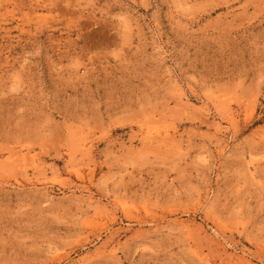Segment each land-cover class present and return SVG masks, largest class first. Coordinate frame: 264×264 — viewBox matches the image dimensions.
Returning a JSON list of instances; mask_svg holds the SVG:
<instances>
[{"label": "rangeland", "instance_id": "obj_1", "mask_svg": "<svg viewBox=\"0 0 264 264\" xmlns=\"http://www.w3.org/2000/svg\"><path fill=\"white\" fill-rule=\"evenodd\" d=\"M0 264H264V0H0Z\"/></svg>", "mask_w": 264, "mask_h": 264}, {"label": "bare ground", "instance_id": "obj_2", "mask_svg": "<svg viewBox=\"0 0 264 264\" xmlns=\"http://www.w3.org/2000/svg\"><path fill=\"white\" fill-rule=\"evenodd\" d=\"M181 99H182V97H181ZM166 137H168V134H166ZM167 139V138H166ZM84 145V144H83ZM88 145V144H87ZM88 224V223H87ZM226 249V248H225ZM230 255V254H229ZM245 259H243V258H241V259H239V261L238 262H245L244 261Z\"/></svg>", "mask_w": 264, "mask_h": 264}]
</instances>
